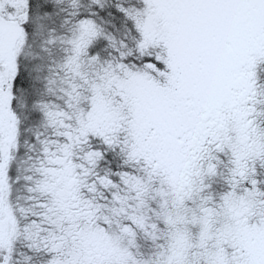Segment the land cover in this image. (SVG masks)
I'll return each mask as SVG.
<instances>
[{"label":"snow or ice","instance_id":"6c2138e0","mask_svg":"<svg viewBox=\"0 0 264 264\" xmlns=\"http://www.w3.org/2000/svg\"><path fill=\"white\" fill-rule=\"evenodd\" d=\"M0 264H264V0H0Z\"/></svg>","mask_w":264,"mask_h":264}]
</instances>
